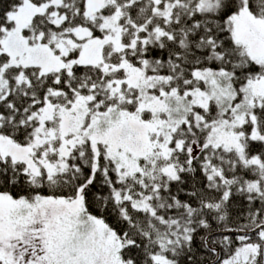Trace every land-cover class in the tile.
<instances>
[{
    "label": "snow or ice",
    "instance_id": "obj_1",
    "mask_svg": "<svg viewBox=\"0 0 264 264\" xmlns=\"http://www.w3.org/2000/svg\"><path fill=\"white\" fill-rule=\"evenodd\" d=\"M0 264H264V0H0Z\"/></svg>",
    "mask_w": 264,
    "mask_h": 264
}]
</instances>
